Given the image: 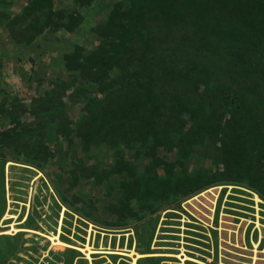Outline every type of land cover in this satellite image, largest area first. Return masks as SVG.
<instances>
[{
  "label": "trees",
  "instance_id": "1",
  "mask_svg": "<svg viewBox=\"0 0 264 264\" xmlns=\"http://www.w3.org/2000/svg\"><path fill=\"white\" fill-rule=\"evenodd\" d=\"M18 2L0 0V29L19 49L30 48L44 32L56 35L78 26L75 17L57 10L55 0H25L14 13ZM98 31L103 40L95 48L73 44L51 58L64 66L69 82L51 81L50 90L28 105L18 98L1 103L12 128L0 136L18 141L35 132L30 129L37 122L40 139L54 130L66 138L75 134L85 149L106 144L114 174L102 175L123 177L120 196L108 206L117 221L106 226L126 228L163 203L153 198L161 193L153 186L156 179L142 183L162 163L160 146L184 148L183 156L200 165L192 177L160 178L166 184L163 201L218 184L247 188L264 200V0H125L116 2ZM73 87L76 97L68 93ZM198 95L203 102L196 101ZM65 98L82 103L77 121H69ZM26 116L34 120L30 127L21 122Z\"/></svg>",
  "mask_w": 264,
  "mask_h": 264
},
{
  "label": "rangeland",
  "instance_id": "2",
  "mask_svg": "<svg viewBox=\"0 0 264 264\" xmlns=\"http://www.w3.org/2000/svg\"><path fill=\"white\" fill-rule=\"evenodd\" d=\"M122 1L88 0L79 6L74 0H55L57 10L77 19V28L56 35L44 32L28 49L7 43L1 28L0 106L8 105L9 98L28 105L50 90L51 81L69 82L64 66L58 67L51 58L75 45L88 51L101 44L98 28L116 2ZM22 5L25 0L13 6L14 13ZM68 93L76 97L75 87ZM189 98L184 95L185 100ZM195 99L203 102L201 95ZM67 105L69 121H77L82 103ZM31 121V116L21 118L27 127ZM35 127L37 122L30 129L35 132L18 141L0 136L4 154L0 160V261L5 259L4 264H264V200L255 192L218 184L179 201L160 198L166 186L160 178L185 173L192 177L200 166L183 156L184 148L156 149L162 163L151 168L148 173L153 176L142 183L156 179L153 186H159L161 193L153 198L163 203L148 218L135 219L139 226L135 233L132 228L137 223L126 228L104 224L117 221L108 206L120 196L123 181L122 176L102 175L114 174L109 172L114 165L112 150L106 144L85 149L75 134L66 138L54 130L40 139ZM11 128L0 107V133ZM92 167L105 172L94 173ZM139 170L144 174L145 167ZM18 234L19 241L8 254Z\"/></svg>",
  "mask_w": 264,
  "mask_h": 264
},
{
  "label": "bare ground",
  "instance_id": "3",
  "mask_svg": "<svg viewBox=\"0 0 264 264\" xmlns=\"http://www.w3.org/2000/svg\"><path fill=\"white\" fill-rule=\"evenodd\" d=\"M58 241V240H57ZM80 251V250H79Z\"/></svg>",
  "mask_w": 264,
  "mask_h": 264
}]
</instances>
